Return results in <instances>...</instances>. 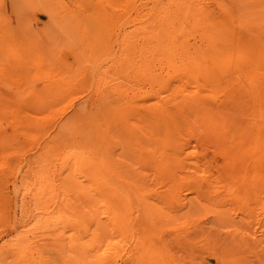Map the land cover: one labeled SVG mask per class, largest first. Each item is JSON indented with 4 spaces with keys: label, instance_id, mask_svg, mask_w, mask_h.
<instances>
[{
    "label": "rangeland",
    "instance_id": "obj_1",
    "mask_svg": "<svg viewBox=\"0 0 264 264\" xmlns=\"http://www.w3.org/2000/svg\"><path fill=\"white\" fill-rule=\"evenodd\" d=\"M0 135V264H264V0H0Z\"/></svg>",
    "mask_w": 264,
    "mask_h": 264
},
{
    "label": "bare ground",
    "instance_id": "obj_2",
    "mask_svg": "<svg viewBox=\"0 0 264 264\" xmlns=\"http://www.w3.org/2000/svg\"><path fill=\"white\" fill-rule=\"evenodd\" d=\"M233 19H234V18H233ZM234 20H235V19H234ZM56 96H57V95H56ZM56 96H55V97H56ZM52 97H53V96H52ZM55 97H54V98H55ZM57 97H58V99H55V101H57V100L61 101L60 99L63 98V96H62V98H59V96H57ZM41 98H42V97H41ZM44 98H45V97H44ZM48 98H49V97H48ZM48 98H47V99H43V98H42V99H43V102H47V101H49V100L51 99V98H49V100H48ZM54 98H53V99H54ZM39 100H40V99H39ZM105 100H106V99H105ZM108 100H109V99H108ZM108 100L106 101V103H108ZM41 101H42V100H41ZM41 101H39V102H41ZM55 101H54V102H55ZM59 101L55 102V104L58 103ZM39 102L36 101V103H38V104H39ZM34 103H35V101H34ZM36 103H35V105H36ZM41 103H42V102H41ZM49 103H50V101L48 102V104L46 103L47 105H45V104H44V105H45V106H48V105L51 106V104H52L53 102H51L50 104H49ZM79 103H80V102H79ZM104 103H105V102H104V100H103V105H104ZM38 104H37V105H38ZM42 104H43V103H42ZM55 104H53V105H55ZM81 104H82V102H81ZM99 104H100V103H99ZM99 104H98V105H99ZM108 104H109V103H108ZM79 105H80V104H79ZM83 105H84V104L80 105L81 108H82ZM98 105H97V106H98ZM101 105H102V104H101ZM103 105H102V107H103ZM38 106H39V105H38ZM42 106H43V105H42ZM45 106H43L44 109H46ZM80 106H77V108L79 109ZM86 106H87V105H86ZM36 107H37V106H35V108H36ZM52 107H53V106H52ZM88 107H89V106H88ZM90 107H91V106H90ZM9 108H10V107H9ZM19 108H21V106H20ZM22 108H23V107H22ZM35 108H34V109H35ZM75 108H76V107H75ZM77 108H76V109H77ZM83 108H85V106H83ZM83 108H82V109H83ZM86 108H87V107H86ZM96 108H99V107H96ZM34 109H33V110H34ZM38 109H39V107H38ZM76 109H74V110H76ZM78 109H77V110H78ZM82 109H81V110H82ZM101 109H102V108H101ZM54 110H55V109H54ZM54 110H53V111H54ZM83 110H84V109H83ZM107 110H108V107H107ZM19 111H21V109H20ZM19 111H18V113H19ZM26 111H27V110H25L24 112H26ZM51 111H52V110H51ZM102 111H103V110H102ZM109 111H113V109H112V110L110 109V110H108L107 112H109ZM29 112H30V111H29ZM29 112H28V115L30 114ZM39 112H40V111H39ZM41 112H42V111H41ZM81 112H82V111H81ZM105 112H106V111H105ZM107 112H106V114H107ZM34 113H35V112H34ZM36 113H38V112H36ZM47 113H48V116H49V111H47ZM50 113H51V112H50ZM98 113H99V112H98ZM44 114H45V113H44ZM51 114H52V113H51ZM26 115H27V114H26ZM45 115H46V114H45ZM97 115H98V114H97ZM108 115H109V113H108ZM108 115H107V116H108ZM111 115H112V114H111ZM113 115H114V114H113ZM113 115H112V117L110 118L111 120H113ZM22 116H23V114H22ZM79 116H80V115H79ZM79 116H78V117H79ZM100 116H101V115H100ZM100 116H98V117L100 118ZM114 116H115V115H114ZM15 117L17 118V116H15ZM32 117H34V116H32ZM39 117H40V116H39ZM39 117L37 116V118H39ZM41 117H42V116H41ZM96 117H97V116H96ZM16 118H15V119H16ZM19 118H20V117H19ZM19 118H17V119L19 120ZM29 118H30V116H29ZM79 118H80V117H79ZM104 118H105V117H104ZM22 119H23V118H22ZM105 119H106V118H105ZM114 119H115V118H114ZM20 120H21V119H20ZM20 120H19V122H20ZM30 120H31V119H30ZM30 120H29V121H30ZM33 120H34V119H33ZM35 120H36V119H35ZM39 120H40V119H39ZM103 120H104V119H103ZM41 121H42V120H41ZM100 121H101V120H100ZM107 121H108V120H107ZM107 121H106V122H107ZM113 121H114V120H113ZM16 122H17V121H16ZM31 122H32V121H30V124L32 125L34 122H33V123H31ZM108 122H109V121H108ZM110 122H111V121H110ZM110 122H109V123H110ZM20 123H22V122H20ZM36 123H37V122H36ZM102 123H103V122H102ZM114 123H115V121H114ZM115 124H116V123H115ZM20 125H21V124H20ZM34 125H35V123H34ZM104 125H105V124H104ZM61 126H62V125H61ZM61 126H60V127H61ZM30 127H31V126H30ZM109 127H111V126L109 125ZM112 127H113V125H112ZM90 128H92V127H90ZM116 128H117V127H116ZM29 129H31V128H29ZM32 129H33V128H32ZM32 129H31V130H32ZM99 129H100V128H99ZM111 130H112V129H111ZM111 130H110V131H111ZM43 131H44V130H43ZM57 131H58V130H57ZM59 131H60V130H59ZM62 131H63V129L61 130V132H62ZM101 131H102V130H101ZM48 132H49V131H48ZM48 132H47V133H48ZM64 132H65V131H64ZM52 133H54V131H53ZM59 133H60V132H59ZM59 133H58V134H59ZM65 133H66V132H65ZM96 133H97V132H96V130H95V134H96ZM112 133H113V130H112ZM30 134H31V132H30ZM39 134H40V133H39ZM39 134H38V135H39ZM59 135H60V134H59ZM64 135H65V134H64ZM0 136H1V135H0ZM100 136H101V135H100ZM120 136H121V135H120ZM47 137H48V135H47ZM28 138H29V135H28ZM31 138H32V137H31ZM48 138H49V137H48ZM51 138H52V137H51ZM115 139H116V138H115ZM0 140H1V137H0ZM33 140H34V139H32V142H33ZM87 140H88V139H87ZM92 140H93V139H92ZM94 140H95V139H94ZM108 140H109V139H108ZM111 140H112V139H111ZM46 141H47V140H46ZM46 141H43V142H46ZM95 141H96V140H95ZM99 141H100V140H99ZM123 141H124V140H123ZM1 142H2V141H1ZM34 142H35V141H34ZM48 142H49V141H48ZM48 142H47V143H48ZM111 142H112V141H111ZM87 143H88V142H87ZM113 143H114V141H113ZM43 144H45V143H43ZM49 144H50V143H49ZM53 144H54V143H53ZM63 144H64V143H63ZM89 144H90V143H89ZM106 144H107V143H106ZM0 145H1V144H0ZM8 145H9V144H8ZM8 145H7V146H8ZM58 145H59V143H58ZM114 145H116V144H113L112 147H114ZM124 145H125V144H124ZM90 146H91V145H90ZM97 146H98V145H97ZM109 146H110V143H109ZM1 147H2V146H1ZM1 147H0V148H1ZM3 147L5 148L6 146H3ZM3 147L1 148V150L4 149ZM50 147H51V146H50ZM105 147H106V146H104V148H105ZM112 147H110V148H112ZM115 147H116V146H115ZM43 148H46V145H45V147H43ZM43 148H42V151H43ZM47 148H49V147L47 146ZM94 148L96 149V147H94ZM104 148H103V149H104ZM6 149H7V148H6ZM113 149H114V148H113ZM115 149H116V148H115ZM115 149H114V150H115ZM48 150H49V149H48ZM99 150H100V149H99ZM42 151H41V152H42ZM89 151H90V150H89ZM89 151H88V153H90ZM93 151H94V150H93ZM95 151H96V150H95ZM95 151H94V152H95ZM105 151H106V150H105ZM111 151H112V150H111ZM41 152H40V150H39V153H41ZM83 152H84V151H83ZM99 152H101V151H99ZM113 152H114V151H113ZM43 153H45V151H44ZM43 153L41 154V156L44 155ZM110 153H112V152H110ZM110 153H109V154H110ZM46 154H47V157H48L49 155H48L47 152H46ZM51 154H52V153H51ZM90 154H91V153H90ZM100 154H101V153H100ZM113 154H114V153H113ZM39 155H40V154H39ZM86 155H87V154H86ZM86 155H85V156H86ZM71 156H73V155H71ZM47 157H46V158H47ZM34 158H35V157H34ZM38 158H40V157L38 156ZM42 158H43V157H42ZM44 158H45V157H44ZM91 158H92V157H91ZM109 158H110V157H109ZM109 158H108V161H109ZM115 158H116V156H115ZM92 159H93V158H92ZM102 159H103V158H102ZM37 161H38V159H36V161H34V162H37ZM45 161H46V159H45ZM104 161H105V159H104ZM106 161H107V159H106ZM116 161H117V159H116ZM52 162H53V161H52ZM70 162H71V161H70ZM101 162H102V161H101ZM112 162H114V161H112ZM39 163H40V162H39ZM42 163H43V162H42ZM54 163H55V162H54ZM97 163H98V162H97ZM30 164L32 165L33 163H31V161H30ZM51 164H53V163H51ZM67 164H68V163H66V165H67ZM72 164H73V163L71 162V166H72ZM110 164H111V163H110ZM114 164H115V162H114ZM116 164H117V163H116ZM31 165H30V168H31ZM38 165H39V164H38ZM38 165H37V168H38V167H41V163H40V166H38ZM45 165H46V164H45ZM47 165H48V162H47ZM47 165H46V166H47ZM66 165H63V166H66ZM33 166H35V164H33ZM42 166L44 167V164H43ZM111 166H112V165H111ZM115 166H116V165H115ZM28 167H29V166H27V168H28ZM43 167H41V168H43ZM47 167H48V166H47ZM51 167H52V166H51ZM72 167H73V166H72ZM98 167H99V165H98ZM101 167H102V166H101ZM104 167H105V166H104ZM116 167H117V166H116ZM116 167H115V168H116ZM33 168H34V167H33ZM35 168H36V167H35ZM35 168H34V169H35ZM41 168H40V169H41ZM69 168H70V167H69ZM115 168H114V169H115ZM38 169H39V168H38ZM62 169H63V168H62ZM62 169L59 168L58 170H62ZM65 169H66V167H65ZM98 169H100V168H98ZM118 169H119V168H118ZM31 170H32V172L34 173L33 169H31ZM36 170H37V169H36ZM43 170H45V167L43 168ZM43 170H42V171H43ZM50 170H54V169H50ZM72 170H73V169H72ZM108 170H109V169H108ZM28 171H29V169H28ZM38 171H39V170H37V171L35 172V176H36V173H37ZM40 171H41V170H40ZM40 171H39V172H40ZM42 171H41V172H42ZM48 171H49V170H48ZM64 171H65V170H64ZM64 171H63V172H64ZM97 171H98V170H97ZM109 171H111V170H109ZM17 172H18V171H17ZM24 172H26V171H24ZM24 172H23V173H24ZM41 172H40V174H41ZM46 172H47V171H46ZM72 172H73V171H72ZM99 172H100V171H99ZM116 172H117V171H115V173H116ZM49 173L51 174V172H48V174H49ZM60 173H61V172H60ZM75 173H76V172H75ZM108 173H109V172H108ZM38 174H39V173H38ZM48 174H46V175H48ZM53 174H54V173H53ZM61 174H62V173H61ZM63 174H64V173H63ZM69 174H70V173H69ZM100 174H101V173H100ZM112 174H113V173H112ZM112 174H111V175H112ZM22 175H23V174H22ZM26 175H28V174L26 173ZM72 175H73V173H72ZM80 175H81V174H80ZM23 176H25V173H24ZM23 176H21V177H23ZM31 176H32V174L30 175V177H31ZM48 176H49V175H48ZM48 176H47V177H48ZM73 176H74V175H73ZM75 176H76V174H75ZM77 176H78V175H77ZM83 176H84V175H83ZM99 176H100V175H99ZM114 176H115V174H114ZM25 177H26V176H25ZM25 177H23V178L25 179ZM40 177H41V176H40ZM100 177H101V176H100ZM23 178H22V180H21V184H22L23 181H26V182H24L25 184L29 183V182H27V181L30 179L29 176H28V178L26 177V178H27L26 180H24ZM36 178H37V177H36ZM73 178H74V177H73ZM75 178H76V177H75ZM64 179H66V176H65ZM79 179H80V178H79ZM81 179H82V178H81ZM39 180H40V178H39ZM66 180H67V179H66ZM76 180H77V178H76ZM76 180H75V182H76ZM82 180H83V179H82ZM29 181H30V180H29ZM40 181H41V180H40ZM43 181H44V180H43ZM78 181H81V180H78ZM78 181H77V182H78ZM84 181H85V180H84ZM89 181H90V180H89ZM99 181H100V180H99ZM41 182H42V181H41ZM44 182H45V181H44ZM72 182H73V181H72ZM77 182H76V183H77ZM82 182H83V181H82ZM82 182H80V183H82ZM85 182H86V181H85ZM100 182H101V181H100ZM37 183H39L38 178H37ZM42 183H43V182H42ZM42 183H41V184H42ZM91 183H92V182H91ZM25 184H23V185H25ZM41 184H40V185H41ZM45 184H46V182H45ZM89 184H90V183H89ZM92 184H93V183H92ZM37 185L40 186L39 184H37ZM77 185H79V184H77ZM80 185H81V184H80ZM86 185H88V184H86ZM86 185H84V187L87 188L86 190H88L89 187H87ZM43 186H44V184H43ZM92 186H93V185H91L90 188H92ZM94 186H95V185H94ZM40 187H41V186H40ZM73 187H74V186H73ZM79 187H80V186H79ZM81 187H82V185H81ZM38 188H39V187H38ZM42 188H43V187H42ZM42 188H41V189H42ZM96 188L98 189V187H95V188H94L95 191H97ZM39 190H40V188H39ZM75 190H76V189H75ZM94 190H93V188L91 189L92 192H93ZM101 190H102V189H101ZM44 191H45V190H44ZM80 191H81V189H80ZM91 191H90V192H91ZM98 191H99V189H98ZM118 210H119V209H118ZM116 212H117V211H116ZM115 214H116V213H115ZM118 214H119V213H118ZM115 216H116V215H115ZM116 220H117V221H120L119 219H116ZM117 224H118V223H117ZM119 224H120V223H119ZM118 228L122 229V226H121V225H118ZM14 238L16 239V237H14ZM18 240H19V239H18Z\"/></svg>",
    "mask_w": 264,
    "mask_h": 264
}]
</instances>
